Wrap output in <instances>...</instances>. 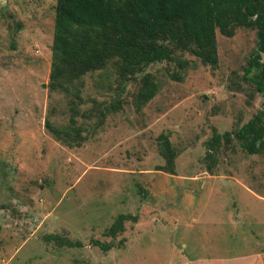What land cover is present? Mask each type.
<instances>
[{
	"label": "rangeland",
	"instance_id": "1",
	"mask_svg": "<svg viewBox=\"0 0 264 264\" xmlns=\"http://www.w3.org/2000/svg\"><path fill=\"white\" fill-rule=\"evenodd\" d=\"M55 4L0 0V264H264V153L234 135L264 105L247 72L256 30H216L215 67L179 51L184 67L148 66L160 89L141 107L145 72L123 83L113 67L86 74L73 113L86 138L67 146L45 125L67 124L74 98L49 85ZM116 101L101 125L81 115ZM160 134L174 173L159 169ZM119 213L130 217L107 235Z\"/></svg>",
	"mask_w": 264,
	"mask_h": 264
},
{
	"label": "trees",
	"instance_id": "2",
	"mask_svg": "<svg viewBox=\"0 0 264 264\" xmlns=\"http://www.w3.org/2000/svg\"><path fill=\"white\" fill-rule=\"evenodd\" d=\"M237 26L256 30V48L249 62L248 73L258 92L264 91V0H56L51 44L50 87L74 98L70 101L71 116L65 125L54 124L46 118L45 125L53 136L67 146H79L85 135L84 122L76 123L78 111L75 99L80 100L86 74L113 67L123 83L151 64L177 61L184 67L186 60L176 56L188 52L205 65L218 63L216 30L232 36ZM171 76L181 79L178 72ZM135 102L141 107L160 89L151 72L140 78ZM119 107V101L93 107L82 112L84 118L97 117L103 123L105 114ZM242 149L249 154L264 153V105L235 132ZM228 132L215 133L207 142L213 157L220 137ZM160 151L165 158L159 169L174 173L175 150L165 134L159 135ZM130 214L119 213L106 230L114 237L123 229ZM58 244L73 245L59 235H48ZM102 249L110 242L95 241Z\"/></svg>",
	"mask_w": 264,
	"mask_h": 264
}]
</instances>
